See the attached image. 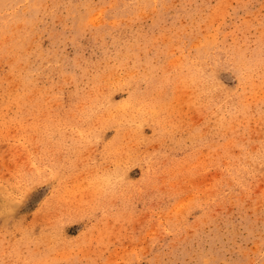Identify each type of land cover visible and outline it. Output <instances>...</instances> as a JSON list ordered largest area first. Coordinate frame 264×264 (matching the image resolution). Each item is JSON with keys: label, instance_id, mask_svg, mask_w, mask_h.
<instances>
[{"label": "rangeland", "instance_id": "obj_1", "mask_svg": "<svg viewBox=\"0 0 264 264\" xmlns=\"http://www.w3.org/2000/svg\"><path fill=\"white\" fill-rule=\"evenodd\" d=\"M0 264H264V0H0Z\"/></svg>", "mask_w": 264, "mask_h": 264}]
</instances>
